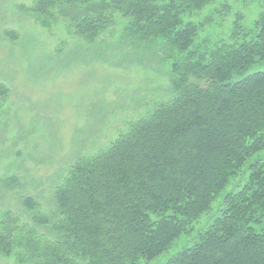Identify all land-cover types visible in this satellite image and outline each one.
Returning a JSON list of instances; mask_svg holds the SVG:
<instances>
[{
  "label": "trees",
  "instance_id": "16d2710c",
  "mask_svg": "<svg viewBox=\"0 0 264 264\" xmlns=\"http://www.w3.org/2000/svg\"><path fill=\"white\" fill-rule=\"evenodd\" d=\"M213 1L34 0L30 12L42 26L61 19L88 43L119 14L125 34L157 42L172 59L175 95L77 158L55 190L53 217L29 196L35 226L4 211L0 255L18 264H143L191 235L165 264H264V227H255L264 219V71L244 76L264 62V11L252 31L237 15L232 38L244 33L243 42L201 49L194 42L203 24L185 16ZM8 95L0 84V98ZM37 225L55 237L38 235Z\"/></svg>",
  "mask_w": 264,
  "mask_h": 264
},
{
  "label": "rangeland",
  "instance_id": "374dc122",
  "mask_svg": "<svg viewBox=\"0 0 264 264\" xmlns=\"http://www.w3.org/2000/svg\"><path fill=\"white\" fill-rule=\"evenodd\" d=\"M33 2L0 0V84L9 89L7 99L0 98V222L11 210L19 224L31 226L26 197L53 217L55 190L76 159L104 149L175 95L172 59L157 42L125 34L127 21L119 14L96 42L88 43L61 19L50 28L42 26L30 12ZM263 11L264 0H215L185 19L203 24L194 43L204 49L220 41L243 42L244 33L232 38L237 15L252 31ZM258 71H264V62L244 76ZM13 177L16 181L7 185L5 178ZM223 195L194 223L195 229L210 219ZM255 227L260 231L264 219ZM37 233L55 237L50 227L37 225ZM190 237L183 235L143 264H165ZM0 264L18 263L13 254L0 255Z\"/></svg>",
  "mask_w": 264,
  "mask_h": 264
}]
</instances>
